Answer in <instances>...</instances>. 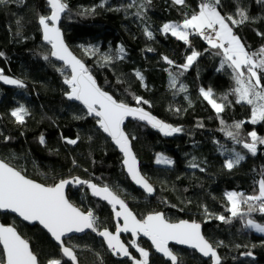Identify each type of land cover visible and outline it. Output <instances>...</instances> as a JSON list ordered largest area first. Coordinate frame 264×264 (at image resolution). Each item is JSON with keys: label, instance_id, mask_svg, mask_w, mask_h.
<instances>
[{"label": "trees", "instance_id": "16d2710c", "mask_svg": "<svg viewBox=\"0 0 264 264\" xmlns=\"http://www.w3.org/2000/svg\"><path fill=\"white\" fill-rule=\"evenodd\" d=\"M66 2L68 10L61 19L64 38L97 84L117 101L137 105L134 97H142L149 103L141 106L182 130L163 136L138 122L126 123L125 131L140 170L154 188L153 196L145 195L125 175L122 157L100 131L97 119L68 100L69 87L64 80L69 71L51 56L50 44L43 39L39 24L40 15L50 14L47 0H6L0 3V52L4 53L0 56V69L22 80L26 87L0 86V158L45 185L77 177L107 185L141 219L161 211L170 221L199 222L209 242L214 246L223 242L217 248L221 264H264V233L244 226L248 218L264 223V213L256 211L250 217L231 218L230 222L217 219L220 215L231 216L226 192L258 193L257 182L264 176V145L258 144L253 155L242 143L230 138L227 131H238L241 140L251 142L249 132L264 137V121L253 124L252 106L236 102L237 97L231 93L236 86L232 70L227 65L221 68L223 57L216 54L217 49L199 35H190V43L186 44L161 30L164 23L182 22L186 14L198 11L201 0H185V5L173 0ZM238 9H243L248 19L231 25L233 32L246 49L255 52L264 46V0H220L222 15L239 20ZM145 29L153 33L151 38ZM121 47L123 53L119 52ZM93 49L99 51L93 55ZM193 49L201 55L187 70L178 68ZM102 54L113 59L105 63ZM165 56L175 63L169 65ZM137 71L143 80L136 76ZM210 81L217 83L215 97H228L219 114L200 94L202 85ZM180 84L186 86V91L180 90ZM20 105L29 113L23 124L11 116V111ZM235 122H243L240 129L233 127ZM41 136L44 143L40 142ZM77 136L76 144L65 139ZM233 150L245 159L228 169L224 162L233 156ZM158 154L173 163L158 164ZM193 163L199 167H191ZM67 197L82 210L93 212L96 231L115 229L112 207L93 198L86 184L69 187ZM0 221L15 226L29 241L39 264H48L50 259H58L61 264H134L132 257L139 258L133 248L130 258L113 255L88 232L64 240L77 257L75 262H69L38 225H28L7 212H0ZM122 238L132 244L130 236ZM136 244L149 253L148 264H172L156 255L146 240L138 238ZM174 251L177 264H211L210 259L205 260L192 250L174 247ZM247 252L252 255H245Z\"/></svg>", "mask_w": 264, "mask_h": 264}, {"label": "snow or ice", "instance_id": "6c2138e0", "mask_svg": "<svg viewBox=\"0 0 264 264\" xmlns=\"http://www.w3.org/2000/svg\"><path fill=\"white\" fill-rule=\"evenodd\" d=\"M5 2L6 0H0V3ZM173 2L177 5H185V0H173ZM47 4L50 14L40 15L38 17L39 24L43 29V39L52 45L51 56L62 60L71 69L70 77H66L64 80V83L70 88L66 95L69 99L81 101L86 106L88 114H94L98 118L97 124L99 127L112 138L124 154L123 163L127 168L128 174L137 184L142 185L146 191L149 193L153 192L152 185L140 174L129 137L122 128L123 122L128 116L136 117L141 121H146L164 135H172L182 129L173 127L158 119L142 107H131L102 91L97 86L88 68L68 50L67 45L64 43L58 22L61 14L68 10L66 0H47ZM128 6L131 7L132 5L129 4ZM219 6L220 0H201L198 11L186 14L182 22L165 23L162 26V31L171 33L173 37L184 41L186 44L190 43V35L196 34L207 41L211 48L217 49L216 54L223 57L221 68L227 65L232 70L236 86L231 90V93L237 97L236 102H245L252 106L251 122L253 124L258 121H264V83H262V80H264V46H261L255 52L246 49L240 38L234 34L231 25L243 23L248 19V16L243 9L237 10V14L240 16L239 20L231 15H222ZM145 31L146 35L151 38L153 33L147 29ZM151 50L149 49V51ZM98 51V49H93L92 54L95 55ZM123 51L124 49L121 47L119 52L123 53ZM3 55L4 53L0 52V56ZM200 55V52L193 49L191 54L186 56V62L177 67L187 70ZM44 58L48 59L47 56ZM101 58L105 63L113 59L111 55L107 54H102ZM116 58L122 59L123 57L117 56ZM163 59L169 65L175 63L167 56L163 57ZM179 74L182 75L183 73ZM170 75L172 74L170 73ZM136 76L143 80V76L139 71L136 72ZM0 81L20 88L26 86L22 80L4 75L3 69H0ZM172 87H176L175 75H173ZM179 87L181 91H186L185 85L180 84ZM200 94L217 114L223 112L226 106L225 102L228 100L227 94L217 98L211 87L208 89L201 88ZM134 99L137 105L149 103L139 96H135ZM28 114V109L24 105H20L11 111V116L19 124L25 122V116ZM79 118L77 117V119ZM242 123L235 122L233 127L238 130L241 128ZM227 135L236 143H242L243 147L253 155L257 152L258 144L264 145V137H259L255 131L248 133L251 137V142L241 140L238 131H227ZM65 139L69 144H76L79 137L77 136L76 139ZM40 142L44 143L43 136L40 137ZM244 159V155L234 152L232 157L225 160L224 166L232 169ZM156 162L166 165L173 163L170 158L162 154L157 155ZM191 167L196 168L199 165L193 163ZM73 181L78 184H88L92 189L93 195L108 201L113 208L119 205L120 210L116 211L115 215L117 217L123 216V227H117L115 234L108 231L107 228L99 232V235L105 238L108 247L113 252L131 256L128 247L120 240L121 231H130L134 236L143 233L144 236L149 237L156 250L169 257L172 264H177L178 257L168 247L169 241L189 245L203 256L210 257L213 264H221V257L218 255L217 248L223 242H219V244L214 246L201 233V225L199 223L187 220L172 223L161 212L151 213L138 220L128 209L125 202L107 185L100 187L90 181H82L78 177L73 178ZM73 181L61 179L54 185L38 183L28 178L22 171L0 159V209L11 210L24 221L38 222L56 241L60 242L63 254L75 262L77 260L75 252L71 247L63 246L64 241L62 238L73 231L83 232L85 229L96 231V218L91 210L87 213L82 212L65 197L64 188ZM257 183L258 193L253 195H245L242 192L235 191L225 193L229 202L228 211L231 216L220 215L217 219L230 222L231 218L250 217L256 211L264 213V176ZM242 205H246V209ZM244 226L264 233V225L257 223L251 218L246 220ZM0 246H2L3 251V256L0 257V264H39L29 241L24 239L13 225L0 224ZM132 246L137 248L142 257L139 260L132 257L134 264H148L149 253L145 249L138 247L135 240L132 241ZM245 255L251 256L252 253L247 252ZM48 264H61V261L50 259Z\"/></svg>", "mask_w": 264, "mask_h": 264}, {"label": "water", "instance_id": "95a60500", "mask_svg": "<svg viewBox=\"0 0 264 264\" xmlns=\"http://www.w3.org/2000/svg\"><path fill=\"white\" fill-rule=\"evenodd\" d=\"M61 19H62V14H61V18H60V21L58 22V27L60 28V30H61V33H62V36H63V40H64V43L67 45V47H68V50L77 58V59H79V57L75 54V52H73V50L71 49V47L67 44V42H66V40H65V38H64V34H63V31H62V29H61ZM40 27H41V32H42V36H43V29H42V26L40 25ZM50 44V43H49ZM50 48H51V51H52V45L50 44ZM55 59H56V61L58 62V63H60V64H62L65 68H67V70L69 71V77H70V75H71V69H70V67H68L67 65H65V63L62 61V60H60V59H58L57 57H54ZM80 60V59H79ZM85 65V64H84ZM86 67V66H85ZM91 74V73H90ZM4 75H7V76H9V77H12V78H15L14 76H11V75H8V74H4ZM92 75V74H91ZM93 77V76H92ZM15 79H17V78H15ZM93 79L95 80V78L93 77ZM96 81V80H95ZM25 84V83H24ZM96 84H97V82H96ZM26 85V84H25ZM0 86H2V87H5V88H11V89H16V88H20V87H18V86H16V85H9V84H5L3 81H0ZM97 86L102 90V91H105V92H107L106 90H104V89H102L98 84H97ZM26 87V86H25ZM25 87H23V88H25ZM69 87V86H68ZM69 91H70V88H69ZM68 91V92H69ZM109 95H111L109 92H107ZM112 96V95H111ZM67 98H68V96H67ZM114 98V97H113ZM115 99V98H114ZM68 100H70V101H72V102H74V103H76V104H78V105H80L81 106V108L87 113V115L89 116V117H92V118H95V119H98L97 117H95L94 116V114L93 115H90V114H88V111H87V108H86V106L81 102V101H78V100H75V99H69L68 98ZM126 104H128V103H126ZM129 106H131V107H142V108H144L143 106H141V105H133V104H128ZM144 110L145 111H148V112H150L149 110H147L146 108H144ZM151 113V112H150ZM152 114V113H151ZM153 116H155L154 114H152ZM155 117H157V116H155ZM158 118V117H157ZM158 119H160V118H158ZM161 120V119H160ZM129 121H133V122H138V123H140V124H143V125H145V126H147L149 129H151V130H153V131H155V132H158V133H160V134H162L163 136H166V135H164L162 132H160L158 129H156V128H153L150 124H148L146 121H141V120H139L138 118H136V117H132V116H128V117H126L125 118V120H124V122H123V125H122V128H123V130H124V132L127 134V132L125 131V125H126V123L127 122H129ZM98 125V124H97ZM98 127H99V125H98ZM100 128V127H99ZM100 131L109 139V141L111 142V144L115 147V149L120 153V155H121V157H122V168H123V171H124V173H125V175L128 177V179L130 180V182L137 188V189H139V190H141L145 195H147V196H153L154 195V191L153 192H151V193H149L148 191H146L145 189H144V187L142 186V185H140V184H137L132 178H131V176L128 174V171H127V168H126V166L124 165V163H123V160H124V154L120 151V149H119V147L115 144V142L112 140V138L107 134V133H105L101 128H100ZM128 135V134H127ZM129 137V136H128ZM130 140V139H129ZM130 143H131V141H130ZM131 149H132V152L134 153V151H133V148H132V144H131ZM134 155H135V153H134ZM136 157V156H135ZM1 159V158H0ZM136 161H137V167H138V169H139V171H140V174L141 175H143L147 180H148V182L151 184V182H150V180L147 178V176L140 170V166H139V161H138V159L136 158ZM7 163V162H6ZM28 178H30V177H28ZM30 179H32V178H30ZM34 180V179H33ZM67 180H69V181H73V178H68ZM36 182H38V183H41V182H39V181H37V180H35ZM58 183V182H57ZM80 185H83V184H78V183H75L74 181L73 182H71V183H69L68 185H66L65 186V188H64V194H65V197L68 199V201L71 203V204H73L75 207H77V208H79L82 212H85V213H87L86 211H84V210H82L80 207H78L77 205H75L68 197H67V190H68V188L69 187H77V186H80ZM98 186H100V187H103V185H99V184H97ZM152 185V184H151ZM86 187H87V189H88V191H89V193H90V195L93 197V198H95V199H97V200H100V201H102V202H104L105 204H107L108 206H110V207H112V210H113V217H114V219L117 221V225H116V227H115V229L114 230H109L108 229V231H110V232H112L113 234H115L116 233V230H117V227H123V223H124V219H123V216H120V217H117L116 215H115V212L116 211H119L120 210V208H119V205H116V207L115 208H113V206L108 202V201H106V200H104V199H102L101 197H98V196H95V195H93V192H92V189L89 187V185L88 184H86ZM153 187V186H152ZM154 189V188H153ZM118 195V194H117ZM119 196V195H118ZM119 198L121 199V200H123V198L122 197H120L119 196ZM124 201V200H123ZM125 202V201H124ZM125 204H126V202H125ZM127 205V204H126ZM127 207H128V209L133 213V215L139 220V219H141V218H139V217H137V215L135 214V212L133 211V210H131V208H129V206L127 205ZM0 212L1 213H9V214H11V215H13L14 217H16L17 219H19L20 221H22V222H24V223H26V224H28V225H34V224H36V225H38L43 231H45L47 234H48V236L50 237V239L60 248V252H61V255L63 256V258H65L66 260H68L69 262H73L70 258H68L67 256H65L64 254H63V252H62V246H61V244H60V242H58V241H56L52 236H51V234L50 233H48L47 232V230L46 229H44L38 222H28V221H24L22 218H20L17 214H15V213H13L11 210H4V209H0ZM156 212H161V211H156ZM151 213H154V212H151ZM151 213H149V214H151ZM162 213V212H161ZM149 214H147V215H149ZM146 215V216H147ZM146 216H144V217H146ZM143 217V218H144ZM142 218V219H143ZM166 218V217H165ZM167 219V218H166ZM168 220V219H167ZM183 220H187V219H183ZM169 222H172V223H177V222H179L180 220H178V221H170V220H168ZM187 221H189V222H192L193 220H187ZM196 223H199V222H196ZM0 224H4V223H2L1 221H0ZM200 225H201V223H199ZM5 225H11V224H5ZM104 230V229H103ZM103 230H100V231H103ZM100 231H93L92 229H85L83 232H75V231H73V232H71V233H67L62 239H63V241L64 240H66V239H68V238H70V237H73V236H77V237H79V236H83L84 234H86V233H88V232H91L93 235H95L97 238H99L102 242H103V244H104V246H105V248L108 250V251H110L113 255H116V256H119V257H121V258H123V259H126V258H130L131 256H132V252H131V250H130V246L127 244V243H125L124 241H123V236H126V235H129L133 240H137L138 238H142V239H144V240H146L148 243H149V245L151 246V248H152V251L156 254V255H158V256H160V257H162V258H164L165 260H167V261H170L171 263H172V261L170 260V258L169 257H166L163 253H161V252H158L157 250H156V248H155V246L152 244V241H151V239L149 238V237H147V236H144L143 235V233H139V234H137V235H133L130 231L129 232H123V231H121V233H120V240L125 244V246L126 247H128V250H129V252L131 253V256H124V255H121V254H119V253H116V252H113L109 247H108V244H107V241L105 240V238L104 237H102V236H100L99 235V232ZM19 233V232H18ZM201 233L203 234V229H202V225H201ZM20 234V233H19ZM21 235V234H20ZM204 235V234H203ZM204 237H205V235H204ZM206 238V237H205ZM207 239V238H206ZM63 246H65V247H68V246H66L65 244H63ZM168 247L172 250V252L176 255V253H175V251H174V247L175 248H183V249H186V250H192V251H194L197 255H199L201 258H203V259H205V260H208V259H210V257H205V256H203L200 252H198L196 249H194V248H192L191 246H189V245H183V244H179V243H177L176 241H169L168 242ZM0 248H1V250H2V246H0ZM3 252V251H2ZM177 256V255H176ZM211 260V259H210ZM211 264H213V262H212V260H211Z\"/></svg>", "mask_w": 264, "mask_h": 264}, {"label": "rangeland", "instance_id": "374dc122", "mask_svg": "<svg viewBox=\"0 0 264 264\" xmlns=\"http://www.w3.org/2000/svg\"><path fill=\"white\" fill-rule=\"evenodd\" d=\"M108 0H103V2H107ZM165 24V23H164ZM163 24V25H164ZM162 25V26H163ZM161 30H162V27H161ZM209 87H211L212 88V90H213V92H215L217 89H218V87H217V83L215 82V81H210V82H208V83H206V84H203L202 85V87L201 88H204V89H208ZM234 152H236L235 150H233L232 151V155H234ZM228 192H230V191H228ZM227 193V192H226ZM254 220V219H253ZM257 223H259V224H262V225H264V223L263 222H259L258 220H255ZM261 233V232H260ZM132 245V244H131ZM138 247H140L138 244H136ZM133 248H134V250H136L137 251V248L136 247H134V246H132ZM141 248V247H140ZM137 253L139 254V258L137 259V260H139V259H142V257H141V255H140V253L137 251Z\"/></svg>", "mask_w": 264, "mask_h": 264}, {"label": "flooded vegetation", "instance_id": "af4514ba", "mask_svg": "<svg viewBox=\"0 0 264 264\" xmlns=\"http://www.w3.org/2000/svg\"><path fill=\"white\" fill-rule=\"evenodd\" d=\"M127 236V235H126ZM129 236V235H128ZM137 242V240H135ZM130 246V249L133 248L132 245H129ZM134 249V248H133Z\"/></svg>", "mask_w": 264, "mask_h": 264}, {"label": "built area", "instance_id": "2783aa9c", "mask_svg": "<svg viewBox=\"0 0 264 264\" xmlns=\"http://www.w3.org/2000/svg\"><path fill=\"white\" fill-rule=\"evenodd\" d=\"M258 203V202H257Z\"/></svg>", "mask_w": 264, "mask_h": 264}]
</instances>
